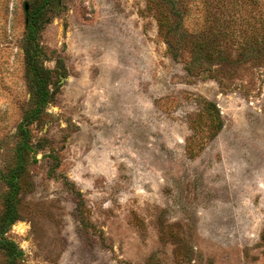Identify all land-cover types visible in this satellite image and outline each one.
Segmentation results:
<instances>
[{"label": "rangeland", "instance_id": "374dc122", "mask_svg": "<svg viewBox=\"0 0 264 264\" xmlns=\"http://www.w3.org/2000/svg\"><path fill=\"white\" fill-rule=\"evenodd\" d=\"M34 2L0 0L12 264H264V0H50L21 131Z\"/></svg>", "mask_w": 264, "mask_h": 264}, {"label": "trees", "instance_id": "16d2710c", "mask_svg": "<svg viewBox=\"0 0 264 264\" xmlns=\"http://www.w3.org/2000/svg\"><path fill=\"white\" fill-rule=\"evenodd\" d=\"M50 0H39V2H34L30 6V12L27 14L26 20H25V29H26V35H25V46H24V53H25V62L27 66V72L28 76L31 80V94H32V100H33V108L29 112V114H26V117L24 118V122L21 127V131L23 126H25L26 122L36 116L39 112V109L42 107V105L47 101V99L50 97V93L47 89L49 84V72L48 70H44L39 64L37 63V48L38 44L36 43V38L38 36V33L42 29L41 23H47V19L43 18L45 10L47 9V5L49 4ZM56 4L58 2L56 1ZM44 20V22H43ZM204 113H207L208 116H211V113L215 114L216 119H219L218 110L216 109L215 104L211 102H205V109L203 110ZM29 118H28V117ZM219 130L220 125L217 126ZM209 131L213 130L212 127L208 128ZM216 130V132H217ZM26 132H23V136L21 137V144L19 146L18 150V165L15 169V176L16 173L18 174V171L22 164V154H21V148L26 143L25 141ZM15 210H14V204L12 203V200L7 199V206L4 213V216L0 220V249L4 250L7 253L8 257V264H12V262L18 258L19 251L17 249V246L12 242L5 238H3V234L5 232V228L8 227L10 224H12L15 220L14 218Z\"/></svg>", "mask_w": 264, "mask_h": 264}, {"label": "water", "instance_id": "95a60500", "mask_svg": "<svg viewBox=\"0 0 264 264\" xmlns=\"http://www.w3.org/2000/svg\"><path fill=\"white\" fill-rule=\"evenodd\" d=\"M27 10V6L25 5V11Z\"/></svg>", "mask_w": 264, "mask_h": 264}]
</instances>
